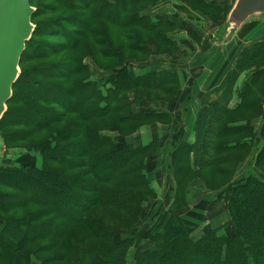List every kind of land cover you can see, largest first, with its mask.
Returning a JSON list of instances; mask_svg holds the SVG:
<instances>
[{
    "label": "trees",
    "instance_id": "1",
    "mask_svg": "<svg viewBox=\"0 0 264 264\" xmlns=\"http://www.w3.org/2000/svg\"><path fill=\"white\" fill-rule=\"evenodd\" d=\"M168 1L30 0L35 31L0 121L4 146L27 152L0 163V264H8L9 254L43 264L41 250L31 248L47 241L63 245L61 259L70 256L71 264H131L130 257L133 264H264V125L254 127L259 115L264 118V40L231 44L232 62L200 94L195 139L187 142L182 123L191 90L181 96L177 68L153 61L166 56L177 63L189 53L170 37L177 22L145 14ZM173 1L209 15L223 39L237 0ZM259 23L252 20L233 35ZM184 27L193 42H202L193 25ZM95 71L105 77L97 80ZM154 103L171 110L154 109ZM162 126L171 134L159 136ZM144 128H152V140L131 143ZM169 140L171 187L160 201L152 175L162 181L158 161ZM31 154L42 158L40 167ZM249 159L258 174L235 180ZM196 181L226 202L230 216L227 225L198 239L182 215Z\"/></svg>",
    "mask_w": 264,
    "mask_h": 264
},
{
    "label": "rangeland",
    "instance_id": "2",
    "mask_svg": "<svg viewBox=\"0 0 264 264\" xmlns=\"http://www.w3.org/2000/svg\"><path fill=\"white\" fill-rule=\"evenodd\" d=\"M224 0H219V2H223ZM34 2L36 4H47L49 2V0H34ZM182 4V3H181ZM183 5V4H182ZM183 8H178V12L181 14H184V20L187 22H207L203 23V26L206 28V30L209 32V30L214 29V25L210 23L209 19V15L204 14L203 12L199 11V13L196 12V15H194L195 13L190 10L189 8L185 7L183 5ZM194 15V17H192L193 15H191V13ZM46 16H51V14L49 15H45L43 17H41L40 20H44L46 18ZM186 17V18H185ZM188 18V19H187ZM191 19V20H190ZM255 19H260V16H256L254 18ZM193 20V21H192ZM229 32V31H228ZM204 33V32H203ZM204 36V34H203ZM205 37V36H204ZM51 40V39H50ZM264 40V22L259 23V24H252L250 26H248L244 31L243 34L241 36H238L233 42L237 45H244L247 41H261ZM225 40L221 39L220 37L218 38L217 32H216V36L215 39H212L206 43H204V50L202 47H199V51L198 48L196 46H193L192 44H190V50H189V55L188 57L184 60V61H179L177 63H170V59L168 57L164 58H155L153 63L158 65H161L162 67L164 66H173L175 68H177V70L182 71L183 75H184V83L185 86L192 91L194 86H191V82L194 81V84H196L195 87V92L196 94L198 92L201 93V89H203L205 86L211 87L213 85L216 84V82L218 81L219 77L222 75L223 73V69L227 70L228 67L230 66L233 56L235 55L233 50L236 51V48L234 45H225L226 43H224ZM198 46H202L201 44H198ZM192 49H194L196 52H193ZM225 55H227V59L225 57ZM229 57H231L229 59ZM87 63H89L94 69H97L96 66H94V64L91 61H88ZM139 65V64H137ZM139 67V66H138ZM137 67V70L139 71V68ZM94 77L97 80H102L105 76H101L98 74V72H94ZM246 75L243 76L240 80V82H242L243 80H245ZM203 92V91H202ZM194 98H197V96H194ZM262 111H264V108L262 109ZM264 118L262 116L259 115L258 119L256 120V126L254 125L255 128L260 129L261 126L263 127L264 123L263 120ZM149 133L152 135L153 131L152 129L149 130ZM157 133L159 136H163V135H168L169 133L171 134V131L169 130V128H165V127H158ZM146 134V133H144ZM149 137V136H148ZM190 139V138H189ZM132 142L138 144L140 142H142V137H134L131 139ZM27 155V152L24 150H19V149H14V150H8L2 140L0 139V163L4 160H12V161H19L22 160L23 156ZM35 160V163L38 165V167H40L42 165V158L39 155H33L31 154ZM167 157V153H163L162 158L159 159L158 164L160 167V171L163 174V178L162 181L164 183V188L160 187L159 185H157L156 183L154 184V188H157L158 192H166L169 189V186L171 185V183L168 181V178L171 179L170 177V172L167 170L168 169V165L165 164V160L164 158ZM253 160V159H252ZM167 161H168V157H167ZM253 164V161H252ZM250 165V167L245 166L244 168H241L240 171H238V174H236V179L238 180L240 177H242L245 174H254L257 175V171L254 169L253 165ZM161 165V166H160ZM164 165V166H163ZM248 170V172H247ZM246 172V173H245ZM245 173V174H244ZM158 174H153V180H156V176ZM196 184H201L200 182H195ZM223 184H225V182H223ZM202 185V184H201ZM195 189V188H194ZM200 191H197L193 196H192V202H191V208H195V214L196 215H205L206 213V209H207V204L208 201L210 199V195L208 194H204ZM202 207V209H204V211L201 209L199 210V208ZM158 211V208L156 209H151L149 211L148 217L146 218V220L144 221V224L141 226V228H139L138 231H140L142 229V232L140 233H135L133 234L135 236V239H138L137 236L140 235H144L147 228H148V224L151 223L154 219H155V215ZM198 220V218H195ZM189 225L191 226L192 230H193V234L192 237L194 239H198L199 236H202L207 229L202 230V227H200V230H197L192 223H189ZM203 225V223H202ZM121 238H130L131 235H122L120 236ZM59 244V243H58ZM144 244V242L142 243ZM63 245H57L55 241H47V242H42L41 244H39L37 246L36 249H34L33 247L31 248V251L33 252L34 250H41V255H40V259L41 262L43 264H71L69 262H71V259H69V262L67 261V259L70 256H66L67 259H61V256L63 255L62 249ZM54 257L57 258L58 262H51ZM7 261L8 264L9 262H14L15 260H23L22 257L18 256V255H14V257L12 256V254H9L7 256ZM21 264H28V258L25 257L24 260L22 262H20Z\"/></svg>",
    "mask_w": 264,
    "mask_h": 264
},
{
    "label": "crops",
    "instance_id": "3",
    "mask_svg": "<svg viewBox=\"0 0 264 264\" xmlns=\"http://www.w3.org/2000/svg\"><path fill=\"white\" fill-rule=\"evenodd\" d=\"M178 8H183L184 9V7H183V5L181 3L175 2L173 0H169L168 2L161 3L158 6L147 10L145 12V14L146 15H150L151 17H154V18H161V17L169 16L170 20L172 19L175 22H177L179 27L177 28V31H175L173 34H171L170 37L178 43V45H179L181 50L187 51L189 53V50L191 49L189 47L190 44H192L193 46H196L198 48V51L200 50L199 47H202L203 50H204V43H206V42H208V41H210L212 39H215L217 30L216 29H212V30H209V32H208L206 30V28L203 26V23L207 24L206 21L202 22V23L201 22H197V23L196 22H190L189 23V22L185 21L184 18H183L184 14H182V13L180 14L178 12ZM191 15H193V14L191 13ZM194 15H196V13ZM194 15L192 17H194ZM255 20L256 21H260L261 23L264 22V18L263 19H255ZM186 24L193 25L194 28L198 32L197 34H200L201 39H202V42L200 44L202 46H198V44L193 42L191 40V38L188 36L187 32L185 31V27H184ZM203 34H204L205 37L203 36ZM217 35H218V33H217ZM234 36H235V34L233 35V34H230V33L228 34L227 33L226 36L223 38V40H225L224 43H226L225 45L234 44L233 41L237 38L238 35L235 36V37ZM192 51L196 52L194 49H192ZM165 57L166 56L157 57V58H164L165 59ZM225 57L227 59V55H225ZM230 58L231 57H229V59ZM170 63H172V62H170ZM177 71H178V73H179V75L181 76V79H182V88H181V96H182V94L184 92H187L189 89L185 86L183 72L179 71V70H177ZM223 71H224V69H223ZM96 72H98V74L101 75V76L104 75L103 72H100V71H96ZM137 72H138V70H137ZM241 83L242 82H240V85H241ZM195 87H196V84L194 85V87H193V89L191 91L192 97H191V107H190L189 114L186 117V119L183 120V123H182V125L184 127V140L187 141V142H191V143L195 139V134L193 132V124H194V121H195V117H196L197 111L199 109V96H200V94L206 93L208 90H210V88L212 86L211 87L205 86L203 89L200 90L201 93L198 92L197 94L195 92ZM194 96H197V98H194ZM234 105H236V100L233 101V103H232V106H234ZM152 107L154 109L161 110L162 112L166 111L167 113H169L170 110H171V106L168 105V104L154 103V104H152ZM172 115L175 116L176 113L173 112ZM165 128H168V127H165ZM261 128H262V126H261ZM151 129L152 128H144V129H142L136 135H134L131 138H129V141L131 143L135 144V145H139V144H142V143L146 144V143L150 142L152 140V138H153V134L151 135L149 133V130H151ZM144 133H146V134H144ZM134 137H142V142H140L138 144L132 142L131 139L134 138ZM169 144H170V140H169V143L167 142L165 144V146L160 150V158H162L163 153H165V154L167 153V157H168ZM167 157L164 158V160H165L164 165L165 164L168 165ZM250 165H251V159L247 160L244 164H242L238 171H240V169L244 168L245 166L250 167ZM247 172H248V170H247ZM246 175L247 174L243 175L238 180L242 179ZM263 177H264V175H263ZM196 182H200L202 184V185L201 184H196L195 182L193 183V188H195L196 192L200 191V192H202L204 194H208V195L211 196L210 199L207 200L208 204H207L206 213H205L204 216L203 215H199L201 219L197 220V219H195V208H191V206H190V210L188 212H184L182 214L184 220L187 223L188 222L192 223L193 226L197 230H200L199 229L200 227H202V230H205V229L209 230V229L221 228V227L227 225L229 223V221H230V216H229V213L227 211L226 202L224 200H218V197H215L212 193L208 192L205 189V187H204V185H203V183L201 181H196ZM155 183L157 185H159L160 187L164 188L163 181L153 180V187H154ZM170 187L171 186H169V189L166 192H164V191L158 192L157 188H154L156 193H157V199L160 200V201H163L165 199V197L167 196V194L169 193ZM201 209H202V207L199 208V210H201ZM202 210L204 211V209H202ZM202 223H203V225H202ZM221 233L225 234L226 230H222ZM202 236H199V238L202 237ZM141 245L143 247H145V248H151L150 247L151 245L148 242H146V241H144V244H141ZM129 263L133 264V258L132 257L129 258Z\"/></svg>",
    "mask_w": 264,
    "mask_h": 264
},
{
    "label": "water",
    "instance_id": "4",
    "mask_svg": "<svg viewBox=\"0 0 264 264\" xmlns=\"http://www.w3.org/2000/svg\"><path fill=\"white\" fill-rule=\"evenodd\" d=\"M35 12L30 0H0V121L21 74L20 61L26 43L35 31ZM256 16L264 18V0H237L228 16L227 33L239 31Z\"/></svg>",
    "mask_w": 264,
    "mask_h": 264
}]
</instances>
